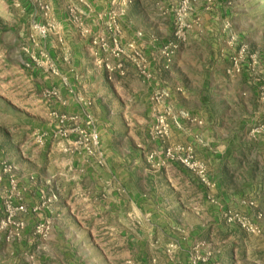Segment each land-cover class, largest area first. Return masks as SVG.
Here are the masks:
<instances>
[{"label":"rangeland","instance_id":"rangeland-1","mask_svg":"<svg viewBox=\"0 0 264 264\" xmlns=\"http://www.w3.org/2000/svg\"><path fill=\"white\" fill-rule=\"evenodd\" d=\"M0 264H264V0H0Z\"/></svg>","mask_w":264,"mask_h":264}]
</instances>
